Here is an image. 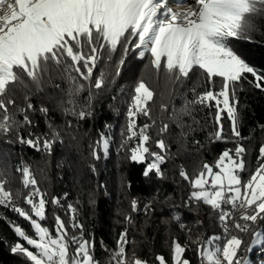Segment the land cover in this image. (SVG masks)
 I'll list each match as a JSON object with an SVG mask.
<instances>
[{
    "label": "snow or ice",
    "instance_id": "6c2138e0",
    "mask_svg": "<svg viewBox=\"0 0 264 264\" xmlns=\"http://www.w3.org/2000/svg\"><path fill=\"white\" fill-rule=\"evenodd\" d=\"M261 21L264 0H175V7L169 0H0V135L15 132L21 146L50 156L55 145L64 142L53 122L48 121L49 132L43 135L20 134L21 128L35 126L31 113L38 110L45 117L49 113L43 105L37 109L32 97L48 87L64 92L57 81H67V99L58 101L57 107L77 121L90 119L96 94L120 77L135 54L146 62L125 100L126 123L117 151L142 165L145 179H167L165 166L179 155L171 151L167 139L173 124L185 142L195 132L206 133L204 142L192 140L196 155L217 142L234 145L222 150L214 162L201 156L191 173L178 165L179 177L190 186L184 206L190 210L201 203L209 206L221 233L206 238L201 233L193 239L192 229L174 211L172 219L186 230L187 239L170 236V258L157 254L152 264H192L189 251H195L199 264H250L243 252L264 249V144L252 169L247 159L250 149L244 143L251 133L246 137L241 131L246 105L241 104L240 93L245 83L264 92V69L251 63L233 41L258 43L255 34L264 35ZM107 69L113 70L111 80ZM161 79L169 98L182 100V106L173 105L167 116L169 105L162 102L163 92L157 91ZM85 91V102L78 104ZM158 101L159 115L153 111ZM205 109L206 115L197 119L194 112ZM105 127L110 131L112 126ZM257 127L264 130V124ZM112 143L111 135L101 133L92 147L93 159L99 160L101 151L106 158ZM16 172L26 194L13 189L15 177L6 156H0V206L31 229L30 233L0 214L16 237L11 253L26 264H104L96 255L94 235L85 236L78 203H65L67 193L50 197L31 165L21 163ZM90 203H94L91 198ZM50 205L54 229L45 223ZM131 207L140 210L136 200ZM55 209L64 210L68 220ZM143 211H154L152 201ZM125 221L133 223L131 215ZM248 235L252 239L246 245ZM134 244L126 227L114 249L102 240L100 248L107 253L108 264H150L136 256Z\"/></svg>",
    "mask_w": 264,
    "mask_h": 264
},
{
    "label": "trees",
    "instance_id": "16d2710c",
    "mask_svg": "<svg viewBox=\"0 0 264 264\" xmlns=\"http://www.w3.org/2000/svg\"><path fill=\"white\" fill-rule=\"evenodd\" d=\"M261 30L264 31V21L260 22ZM258 43L252 44L244 41H233L234 46L244 53L248 60L256 67L264 69V35L255 34ZM136 58L135 54L129 57L120 77L114 83L109 84L105 90L96 94L93 101L94 115L87 120L77 121L71 115H65L57 107L60 100H66L65 92L68 88L67 81H57L60 84L61 92L55 88H45L44 92L32 97V103L37 109L43 105L49 109L48 116L45 117L38 110L30 114L34 122V127H24L20 129V134L27 137L29 133L43 135L49 132L48 121L61 131L63 144L57 143L51 153L46 155L42 152L34 151L26 146H21L16 142V133H9L7 137L0 135V156H6L10 169L15 177L12 187L21 192H27L21 183V176L16 172V168L21 163L31 165V168L40 181V187L46 189L49 196H63L68 194L65 203H78L80 209V219L85 225V236L94 235L97 248L96 255L104 264H108V255L100 248L102 240L109 249L116 247V242L120 233L127 227L129 238L135 241L131 246L137 257L154 262L157 254H163L170 258V236L178 237L185 241L186 230H181L179 224L172 219V213H181L182 221L187 227L192 229V238L195 239L201 233L205 238L212 234H220L221 229L217 224L216 214L209 206H192L191 210L184 206V201L190 192V186L179 177L178 165L183 164L191 173L196 162L201 156L208 162H214L222 150L233 148L232 143L217 142L207 146L199 155L194 153L193 139L204 142L206 133L198 131L188 137L187 142L179 139V129L173 124L171 126V136L167 139L171 143V151H179L177 158L165 166L167 179L159 180L154 176L145 179L142 176L143 166L130 162L124 152L117 149L121 142V128L126 123L125 100L141 75L144 63ZM100 67L94 70V78L98 75ZM109 71L108 80L112 79V69ZM249 79H252L249 76ZM124 89L121 92V89ZM245 90L240 93L242 105L241 115L243 124L242 134L250 139L244 141L250 149L247 157L249 166L254 169L256 158L259 154V147L264 144V130L257 127L264 124V92L252 88L247 83ZM158 92H163V103L169 105L170 115L173 105L178 109L182 106V100L178 96L169 98V92L163 81L160 80ZM88 92L85 91L77 100L78 104H83ZM115 97V99H113ZM160 102L158 101L153 111L159 115ZM207 109L203 113L196 111L194 115L197 119L206 115ZM17 119L22 120V116ZM190 121V118L185 117ZM68 121L72 122V127H68ZM111 125V130L105 126ZM226 130L229 122L225 120ZM111 135L113 143L105 158L101 151L99 160L93 159L91 152L95 142L100 139V134ZM6 141H11L8 143ZM95 166V172L92 171ZM247 174H245V179ZM90 198L94 203H90ZM139 202L140 210L133 211L131 202ZM152 201V208L145 214L144 205ZM23 205V199L20 200ZM55 211L65 219L68 216L62 209ZM49 216L46 226L54 229V219L52 217L53 208L50 205ZM0 214L9 220H15L22 224L31 233L30 226L22 218L16 216L7 208L0 206ZM131 215L133 223L128 224L125 216ZM203 221L198 225L197 221ZM71 231V229H70ZM251 236H245V244L251 242ZM16 241V237L5 220H0V264H26L19 255L11 253L10 247ZM186 255L192 260V264H199L195 251H189ZM243 255L251 258V264H264V249L253 248L250 252H243Z\"/></svg>",
    "mask_w": 264,
    "mask_h": 264
},
{
    "label": "rangeland",
    "instance_id": "374dc122",
    "mask_svg": "<svg viewBox=\"0 0 264 264\" xmlns=\"http://www.w3.org/2000/svg\"><path fill=\"white\" fill-rule=\"evenodd\" d=\"M190 3L193 2V0H189ZM169 4L174 6L175 7V0H169ZM176 10H183V9H176ZM255 248V247H254ZM253 249V248H252ZM131 255V253H129ZM246 258L250 261V264H251V258H250V255L249 256H246ZM151 264V263H150Z\"/></svg>",
    "mask_w": 264,
    "mask_h": 264
}]
</instances>
